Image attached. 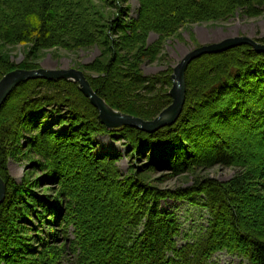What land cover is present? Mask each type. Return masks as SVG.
Listing matches in <instances>:
<instances>
[{
	"label": "trees",
	"instance_id": "obj_1",
	"mask_svg": "<svg viewBox=\"0 0 264 264\" xmlns=\"http://www.w3.org/2000/svg\"><path fill=\"white\" fill-rule=\"evenodd\" d=\"M125 2L0 0V78L16 68L38 67L15 63L6 46L27 45L26 57L53 47L96 46L98 57L80 65L96 94L120 112L152 119L171 103L172 68L146 75L141 64L159 57L164 39L187 24L264 11V0H138L130 18ZM151 33L157 38L149 42ZM254 39L264 43V36ZM185 84L178 119L152 133L130 126L107 130L75 82L37 78L19 84L0 108V177L6 184L0 264H58L64 257L71 264H210L217 252L264 264V174L249 155L229 148L224 130L242 125L264 139V53L245 44L203 54L188 65ZM52 116L57 119L46 125ZM64 124L65 133L52 130ZM95 134H117L131 155L145 160L134 176L121 178L113 166L118 156L93 150ZM22 142L40 156L33 164L58 185L53 200L10 176L8 158ZM201 151L205 155L198 157ZM212 165L237 171L228 181L196 174ZM158 167L189 171L192 184L170 189L141 180ZM167 198L189 201L208 214L207 225L186 234L180 246L178 215L159 209ZM33 219L40 228L31 236L25 230H33L26 226Z\"/></svg>",
	"mask_w": 264,
	"mask_h": 264
},
{
	"label": "rangeland",
	"instance_id": "obj_2",
	"mask_svg": "<svg viewBox=\"0 0 264 264\" xmlns=\"http://www.w3.org/2000/svg\"><path fill=\"white\" fill-rule=\"evenodd\" d=\"M123 5L129 7L128 17L134 18L139 7L138 0H126ZM114 10V6H105V11L112 12ZM237 35H244L253 39L264 36V11L258 16L253 17H246L236 13L235 16L230 17L225 21L187 24L178 29L175 34L163 40L159 57L152 62H143L141 64L142 72L146 75H151L171 67L172 74L173 67L190 50L198 47L199 45L219 42L224 38ZM156 38L157 35L151 33L148 40L150 42ZM6 50L9 52L11 60L17 64L27 60L32 63H36L38 65L37 68L45 69L77 68L80 70L81 64L93 61L100 54L99 48L96 46L74 50L53 47L39 51L35 56H31L32 58L28 55L26 57L28 46L24 44L6 46ZM252 97L255 96L253 95ZM56 119L57 118L55 116L47 118L45 120V124L47 125ZM75 127L77 126H74V128ZM52 130L65 133L68 128L67 125L64 124L55 126ZM224 130L229 133L226 136L228 140L227 142L230 145L229 148L236 155H249L251 160L259 163L258 168L260 173L263 175L264 139H259L256 132H253L254 134L248 133L247 128L242 125H236L235 127L231 125L225 126ZM25 134L32 135V131L30 133L26 132ZM92 137L93 138H91V140L93 139L92 143L94 144L93 150H95L98 154L118 156V158L114 161L113 166L117 169L121 178L134 176L138 165L145 162L142 157L139 156L136 159V155L134 153L131 155V147H129L126 140L120 139L117 134H114L113 136L112 134H95L92 135ZM19 149V151H14L13 155L8 158L7 167L10 176L17 183L27 181L29 185L33 184L34 187L32 190L34 194L41 197H48L49 201L53 200L54 196H57L58 185L55 183L53 184L52 179H47L45 176L46 172H42L35 164H33L34 162L41 160L40 156L31 152L32 149L25 147L23 142L21 143ZM202 151L197 155L198 157L205 155ZM78 165V163L73 164L72 170ZM95 168H97V166H95L94 169ZM85 169H87V167ZM200 169L201 170L196 172L197 175L208 176L219 181H228L237 171L235 167L221 165H212L209 167H202ZM85 173H87L86 170ZM141 180L158 188L175 189L178 187L190 186L193 181V174L189 171L177 173L171 171L170 169H160V167H158L156 169H150L149 171L143 172L141 174ZM105 187L107 189L108 186L106 185ZM159 209L174 211L178 215L181 230V234L177 238L178 246L184 243V236L186 234H194L195 232H198L200 227H205L207 225L208 214L205 209H202L189 201H178L167 198L160 201ZM46 216L49 219L52 218L50 215ZM26 226H33L34 231L32 229L25 230V233L31 236L37 229L40 228L37 225V221L34 219L32 220V225L27 224ZM51 228V226H41L40 230L44 229L43 231H46V229L51 230ZM41 235L45 236L46 234L41 233ZM210 262V264H246V262L240 257L233 256L225 252H217L213 255ZM58 264L71 263L69 258L64 257Z\"/></svg>",
	"mask_w": 264,
	"mask_h": 264
},
{
	"label": "water",
	"instance_id": "obj_3",
	"mask_svg": "<svg viewBox=\"0 0 264 264\" xmlns=\"http://www.w3.org/2000/svg\"><path fill=\"white\" fill-rule=\"evenodd\" d=\"M245 44L251 46L256 52H264V43L244 35L227 37L219 42L199 45L187 52L173 67V73L170 76L172 85L168 94L171 97V103L152 119H143L112 108L96 94L83 71L77 68H16L6 72L0 78V108L10 93L22 82L37 78L47 80L66 79L77 84L81 93L97 110L98 118L107 130H117L124 126H130L146 133H152L162 127L172 125L180 116L185 102V72L192 60L203 54L220 53ZM5 192L6 184L0 177V204L4 201Z\"/></svg>",
	"mask_w": 264,
	"mask_h": 264
}]
</instances>
